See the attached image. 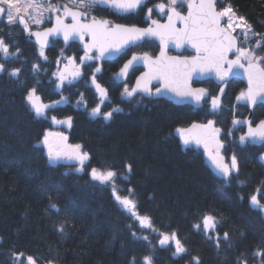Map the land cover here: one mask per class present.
<instances>
[{"label": "trees", "instance_id": "16d2710c", "mask_svg": "<svg viewBox=\"0 0 264 264\" xmlns=\"http://www.w3.org/2000/svg\"><path fill=\"white\" fill-rule=\"evenodd\" d=\"M224 6H231L255 32L264 34V0H218L219 9ZM95 15L112 17L113 13L97 11ZM138 16L131 22L124 17L112 18L118 23L141 26L142 16ZM0 38L9 44L10 51L20 52L5 62L6 67H19L22 73L19 79L0 74V264H16L13 252L33 256L37 264H129L132 256L136 264H142V258L149 254L154 264H193V256H199L200 264H237L241 256L248 264H260L261 258H255L253 253L264 248V214L250 206L249 198L257 188L264 193V163L260 160L264 148L226 140L227 156L234 152L240 166L238 178L234 174L226 181L201 150L183 147L176 132L177 128L214 120L228 135L233 117H245L236 102L240 86L227 87L220 114L166 100H127L121 95L124 85L117 84L114 75L129 52L116 62L104 63L102 71L95 73L97 82L108 90L101 111L122 109L105 121L90 114L99 97L90 83H85L91 77L87 67L79 81L56 89L53 74L59 55L55 48L45 52V61L22 27L9 26L5 20L0 21ZM144 47L145 44L136 51L154 54L157 49ZM70 52L77 58L82 55L78 44H72ZM34 63L41 65L35 76ZM135 77L131 76L129 85ZM32 86L44 103L64 97L67 102L48 109L49 118L37 119L25 99ZM210 86L215 92V86ZM81 96L86 107L77 103ZM51 116L58 120L71 118V127L64 126L63 134L69 145L80 144L89 154L84 172L75 171V164H49L47 150L40 142L56 128ZM263 119L261 105L254 111L253 122ZM91 167L117 171V193L129 195L140 215L151 217L155 231L139 226L115 200L110 185L92 181L88 175ZM128 189H133L131 194ZM205 215L218 218L216 230L221 235L229 233L230 246L222 244L217 249L193 229ZM61 225L63 233L58 230ZM161 232H176L188 253L174 257L171 245L161 247ZM142 235L148 236L151 247L137 239Z\"/></svg>", "mask_w": 264, "mask_h": 264}, {"label": "snow or ice", "instance_id": "6c2138e0", "mask_svg": "<svg viewBox=\"0 0 264 264\" xmlns=\"http://www.w3.org/2000/svg\"><path fill=\"white\" fill-rule=\"evenodd\" d=\"M148 0H0V19H6L9 26L20 25L22 30L30 37H35L39 44V56L45 61L48 57L44 49L48 47L49 38H62L65 45L69 41H79L83 45L84 55L82 57H65L66 63L63 70H60V61H56L57 72L53 75L56 78L55 88L64 89L65 82L71 86L81 77L85 76L82 69L87 65V71L91 74L90 81L85 83L94 86L95 93L98 94L99 103L91 109V116L102 117L105 121L111 120L113 113L122 109L113 108L111 111H101L103 102L108 99V90L97 82L95 73H100L102 68L96 61H110L117 56H127L130 51L129 46L134 45L145 38H157L162 44L160 55L153 58L147 52L142 54L132 53L131 58L120 68L116 74L117 80H127L129 71L138 70L135 65L143 64L147 71L135 80V84L129 87L124 85L121 95L126 99H133L139 96H165L173 94L181 102H194L201 104L208 97L211 111L216 112L221 106V97L227 87L229 77L244 75L247 78V88L236 96L237 104L245 107L255 108L257 104L264 105V34L257 33L252 29L245 17L238 16L231 6L217 8L216 0H167V3H157L154 7L159 13L165 14L167 23L161 24L155 19H151L153 8L147 7ZM185 7L187 14L184 15L178 10ZM146 9V16L151 19L149 27L140 28L135 25H125L114 23L109 19L92 15L93 12L105 11L132 14L139 9ZM52 23L51 27L34 31L32 26L39 27L45 21ZM177 25H180L178 27ZM239 29V35H236ZM260 37V39H253ZM176 48H182L185 44L195 49L196 54L192 57H170L167 55L169 44ZM234 58H230L233 56ZM19 49L10 51V46L3 38H0V74L19 79L21 68L13 67L8 69L6 61L10 57H18ZM77 60L80 62L77 63ZM69 66L72 71L69 72ZM41 65L34 63L32 73L35 76ZM213 74L215 78L222 82L218 94L209 96L205 88H193L192 78L194 76L203 78L205 75ZM153 81L158 82L153 90ZM23 83V81H20ZM30 111L35 118H49L48 109L54 108L61 102H67L64 97L61 101L44 103L37 94V88L32 86L25 97ZM78 104H87L81 96ZM56 124H64L71 127V118L58 120L56 116L50 117ZM234 126H241L238 131H243L238 138L241 146L259 145L264 148V120H260L253 125L252 120H233ZM177 134L187 147L195 143L203 146L205 154L216 169L219 176L224 180H230L235 174L238 178L240 171L237 155L233 152L228 161L225 160L221 149L224 148L223 141L219 138L221 129L215 127L214 120L206 123H193L189 128H177ZM230 135V133H229ZM56 138V139H50ZM67 137L63 133L48 132L40 142L47 148V158L50 165L56 166L62 163L75 164V171L84 172L86 161L90 160L87 152L82 150V145H69L65 143ZM40 145H37L39 147ZM260 160L264 162V153ZM127 171H132V166L127 165ZM88 175L92 181L100 184L110 185L113 190L115 200L132 217L139 221L141 228H148L155 231L151 217L140 215L136 202L129 195H120L116 191L117 171L109 168L101 170L91 167ZM127 179V177H124ZM243 183V181H241ZM133 189H128L131 194ZM250 206L264 214V193L260 188L249 198ZM52 208L57 212L56 205ZM219 220L213 215H205L200 222L193 225V229L200 232L203 237L210 241L217 249L222 244L230 246V235L223 232L221 235L216 229ZM64 232L61 225L58 229ZM132 235L135 237L136 233ZM158 243L161 247L173 248V256L180 257L188 253V248L176 232L159 233ZM148 242L147 235L137 237ZM13 259L16 264L21 261L27 264H37V260L31 256H25L23 252H13ZM253 256L261 258L260 264H264V248H258ZM193 264H200L199 256H193ZM48 264H53L49 261ZM129 264H136V257L130 258ZM142 264H154L151 254L142 258ZM237 264H248L243 256L237 258Z\"/></svg>", "mask_w": 264, "mask_h": 264}, {"label": "flooded vegetation", "instance_id": "af4514ba", "mask_svg": "<svg viewBox=\"0 0 264 264\" xmlns=\"http://www.w3.org/2000/svg\"><path fill=\"white\" fill-rule=\"evenodd\" d=\"M161 2H164V3H167V0H162V1H160V3ZM157 3H154V0H148V3H147V7H151V8H153V15H152V17H151V19H155V20H157V21H159V22H165L166 21V19H167V17H166V15L165 14H162V13H159L157 10H155V5H156ZM178 10L179 11H181V13L182 14H186V6L185 7H179L178 6ZM111 13H113V15H112V17H124L126 20H129L130 22L131 21H134L132 18H135V17H139L138 15H140V16H142V25L140 26V27H147L149 24H151V19H148L147 18V16H146V9L145 8H141V9H139L137 12H135V13H132V14H124V13H115V12H111ZM110 16H107V17H102V18H106V19H109L110 21H112V22H114V23H118V22H115V19L114 18H112V17H110ZM141 18V17H140ZM119 24H124V23H119ZM52 25V23H48V24H46V27H50ZM125 25H127V24H125ZM129 25H133V24H129ZM135 26H138V25H135ZM150 43H152V44H150ZM72 44L73 43H70V44H67V45H65L64 44V42H62V41H59V40H57V41H54V42H52V47L50 48V49H54L55 48V51L58 53V55H59V57L60 56H62V55H67L68 57H71L72 55L70 54L71 52H70V48L72 47ZM145 44V47L146 46H151V47H153V48H157L156 49V51L154 52V54H151V53H149V52H147V51H144V50H141V51H136L140 46H142V45H144ZM140 46H138L137 48H132V49H130V55H128V57L126 58L127 60L128 59H130L131 58V54L132 53H136V54H142V53H144V52H147L149 55H151L152 57H157V55L159 54V52H160V47L157 45V43L156 42H154V41H145L143 44H141ZM144 47V49L145 50H148L147 48H145ZM49 49V50H50ZM45 51V50H44ZM45 52H47V51H45ZM169 54H172V55H175V52H173V51H170L169 52ZM179 56L180 57H190V56H193V54L190 52V51H188V50H184L181 54H179ZM58 57V58H59ZM121 58V57H120ZM120 58H118L117 60H115V61H111V62H116V61H118ZM58 60V59H57ZM127 60H126V62H127ZM101 63H102V61H101ZM104 63H110V62H103V64ZM136 69H138V70H136L135 71V75H136V77H135V79L144 71V69L143 68H136ZM133 75V71L131 72V74L129 75V77H128V80L126 81V83L125 84H127L129 87H132L133 86V84H134V82L131 84V85H129L128 83V81H129V79L131 78V76ZM135 81V80H134ZM198 83V82H197ZM125 84H123V85H125ZM233 84V85H232ZM200 87H204V88H207V90H208V92H209V96H211V95H213V94H218V92H219V87H217V85L212 81V80H206L205 82H202V83H199L198 84ZM210 85H212V86H215V88H216V91L214 92V91H211V86ZM227 85L228 86H230V85H232V86H235V87H237V86H240V91H242V90H246V87H245V85H243L241 82H239L238 80H231L229 83H227ZM218 88V89H217ZM224 95V94H223ZM241 106H242V110L241 111H243L245 114V117H233V119H232V123H231V127H230V131L232 132V134H234V132L235 131H237L238 133H240V134H243V131H246L245 130V128H243V131H238L234 126H233V120L234 119H237V118H246L247 116H248V111H249V113H250V110H249V107H245L244 105H242V104H240ZM202 108H200L199 109V111L201 110H207V111H209L210 112V109H209V107L211 108V106H210V103H209V100H208V97L203 101V104H202ZM259 107V106H258ZM257 107V108H258ZM222 109H224V107H223V96L221 97V106H220V108L217 110V114H220L221 113V110ZM245 110V111H244ZM204 111V112H205ZM220 113H219V112ZM246 112H247V115H246ZM243 115V116H244ZM264 120V119H263ZM252 122H253V118H252ZM200 124V123H199ZM255 124H257V123H254L253 122V125H255ZM240 128V127H239ZM239 134V135H240ZM230 137H232V135H225V132L221 129V132H220V139H224V141H223V143H224V148L222 149V152L223 153H225L226 154V158H230L231 156H227V151L229 152V145L227 144V142H226V140L229 142L230 141ZM238 142V140H235V141H233V142ZM202 148H203V146H201ZM201 148V149H202ZM202 152H203V150H202Z\"/></svg>", "mask_w": 264, "mask_h": 264}, {"label": "water", "instance_id": "95a60500", "mask_svg": "<svg viewBox=\"0 0 264 264\" xmlns=\"http://www.w3.org/2000/svg\"><path fill=\"white\" fill-rule=\"evenodd\" d=\"M216 3H217V0H216ZM218 8V7H217ZM155 10H157V9H155ZM158 11V10H157ZM186 14H187V12H186ZM186 14H184V15H186ZM2 19H0V21H1ZM159 23H161V24H165V23H167V19H166V21L165 22H159ZM149 26H152L151 24H149L147 27H149ZM178 27H180V25H177ZM51 27V26H50ZM137 27H139V26H137ZM140 28H145V27H140ZM31 40L36 44V45H38L39 46V44L36 42V40H35V37H31ZM51 40H59V41H63L62 40V38H53V37H50L49 38V44H48V47H46L45 49H50L51 48ZM145 41H154V42H156L157 43V45L160 47V52H161V50H162V44H161V42H160V40L159 39H157V38H145L144 40H142V41H139V42H137L136 44H134V45H130L129 46V49H132V48H136V47H138L139 45H141V44H143ZM70 43H76V44H78L80 47H81V50L84 52V50H83V45L79 42V41H69V43L68 44H70ZM188 50V51H190L192 54H196V52H195V49H193V48H191V46L190 45H187V44H185L182 48H176L173 44H169L168 45V48H167V55L168 56H170V57H180L179 56V54H181L184 50ZM170 51H173V52H175V55H170L169 54V52ZM160 52H159V54L157 55V57L160 55ZM233 56H234V54H233ZM121 56H117V57H115L114 59H112V60H110V61H108V60H106V61H103V62H111V61H115V60H117L118 58H120ZM232 56H230V58H231ZM153 58H156V57H153ZM180 58H183V57H180ZM134 68H143L144 69V71L140 74V75H142L144 72H146L147 71V68L143 65V64H138V65H135L134 66ZM120 71V70H119ZM118 71V72H119ZM133 70H130L129 71V75L131 74V72H132ZM117 72V73H118ZM116 73V74H117ZM116 74H115V76H114V78H115V81L117 82V83H119V84H125L126 83V81L128 80H117L116 79ZM129 75H128V77H129ZM139 75V76H140ZM139 76L137 77V78H139ZM136 78V79H137ZM209 79H213L214 81H215V83L216 84H218V85H222V82H220V81H218L216 78H215V76L213 75V74H208V75H205L203 78H198V77H196V76H194L193 78H192V87L193 88H203V87H194L193 86V82H198V83H202V82H205L206 80H209ZM240 80V81H242L246 86H247V78H246V76H244V75H237V76H232V77H229L228 78V81H231V80ZM227 81V82H228ZM157 83L158 82H156V81H153V84H152V87L153 86H155L156 87V85H157ZM135 84V83H134ZM134 86V85H133ZM208 91V90H207ZM147 98H153L154 100H166V101H169V102H171V103H173L174 105H177V106H191V107H193V108H195V109H199L200 107H201V105H202V102H201V104H195L194 102H181L180 100H179V98L178 97H175L173 94H167V95H165V96H159V97H157V96H152V97H147ZM207 97H205V99H206ZM258 105H260V104H257L256 105V107L258 106ZM255 107V108H256ZM250 108V110H251V112L255 109V108H251V107H249ZM251 117H252V113H251V115L246 119V120H251ZM236 127H240V126H236ZM255 146H258L259 147V145H255Z\"/></svg>", "mask_w": 264, "mask_h": 264}, {"label": "rangeland", "instance_id": "374dc122", "mask_svg": "<svg viewBox=\"0 0 264 264\" xmlns=\"http://www.w3.org/2000/svg\"><path fill=\"white\" fill-rule=\"evenodd\" d=\"M93 15V14H92ZM5 21H6V19H4ZM49 22L46 20L45 21V23L43 24V25H41V26H39V27H36V26H32V28H33V30H35L36 31V29L38 30V29H41L44 25H46V24H48ZM237 30H239V29H237ZM84 54L82 53V55L80 56V57H82ZM65 57H68L67 55H62V56H60L59 58H58V60L60 61V65H59V67H60V70H63V66H64V64L66 63V60L64 59ZM80 61L79 60H77V63H79ZM93 63H97L98 64V66H100L101 68H102V63H101V61H96V62H93ZM87 67V65L82 69V71L83 72H85V68ZM72 71V68H71V66H69V72H71ZM56 72H57V68H56ZM55 72V73H56ZM90 74V73H89ZM97 74V73H96ZM91 75V74H90ZM55 77V76H54ZM82 78V77H81ZM80 78V79H81ZM56 79V78H55ZM79 79V80H80ZM78 80V81H79ZM90 81V80H89ZM77 82V81H76ZM75 83V82H74ZM73 83V84H74ZM89 84V83H88ZM66 85H68L67 84V81L65 82V86ZM93 88H94V86H92ZM95 89V88H94ZM106 101V100H105ZM104 101V102H105ZM101 108H102V106H101ZM209 109L211 110V108L209 107ZM55 126H56V128L54 129V130H52L51 132H53V133H57V132H60V133H64L66 130H64V126L65 127H68L67 125H64V124H56L55 123ZM215 127H217L216 126V124H215ZM218 128V127H217ZM64 135V134H63ZM65 136V135H64ZM180 138V137H179ZM50 139H56V138H50ZM180 140H181V138H180ZM222 141H224V139H221ZM65 143H67L68 144V142L66 141ZM181 143H182V145H183V147H185V148H188V146L186 147L184 144H183V141L181 140ZM189 146H193V147H197V148H202L201 146H197L195 143H193V144H190ZM45 149L47 150V148L45 147ZM201 150H203V153H204V156H205V158H206V160H207V162L211 165V167L216 171V169L213 167V165L211 164V162L209 161V159H208V157H207V155L205 154V151H204V148H202ZM221 153L223 154V152H222V149H221ZM225 160L226 161H228L229 160V158H226L225 157ZM217 172V171H216ZM138 223H139V221H138Z\"/></svg>", "mask_w": 264, "mask_h": 264}, {"label": "bare ground", "instance_id": "6f19581e", "mask_svg": "<svg viewBox=\"0 0 264 264\" xmlns=\"http://www.w3.org/2000/svg\"><path fill=\"white\" fill-rule=\"evenodd\" d=\"M43 28H46V25H44L40 30H43ZM28 37H30V36L28 35ZM228 131H229L230 135H232V137H230V144L233 143V141L238 140L240 135H237L238 134L237 131H235L234 134H232V132L230 130H228Z\"/></svg>", "mask_w": 264, "mask_h": 264}]
</instances>
